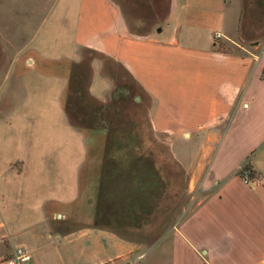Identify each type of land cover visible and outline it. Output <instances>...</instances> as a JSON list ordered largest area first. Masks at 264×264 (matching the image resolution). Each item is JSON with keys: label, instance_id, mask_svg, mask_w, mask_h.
I'll return each mask as SVG.
<instances>
[{"label": "crops", "instance_id": "0c3cea01", "mask_svg": "<svg viewBox=\"0 0 264 264\" xmlns=\"http://www.w3.org/2000/svg\"><path fill=\"white\" fill-rule=\"evenodd\" d=\"M160 20L135 32L117 0H54L23 49L27 66L13 68L38 73L34 89L56 93L54 112L81 138L64 93L106 103L128 83L152 131L196 148L186 170L206 195L174 228L166 264H264V9L257 0H165ZM222 41L240 51L219 49ZM26 146L0 140V259L38 246L43 233L64 264H111L134 250L78 206L86 153ZM55 218L76 226L56 230Z\"/></svg>", "mask_w": 264, "mask_h": 264}, {"label": "rangeland", "instance_id": "374dc122", "mask_svg": "<svg viewBox=\"0 0 264 264\" xmlns=\"http://www.w3.org/2000/svg\"><path fill=\"white\" fill-rule=\"evenodd\" d=\"M117 1L135 32L154 29L165 12V0ZM257 3L264 9V0ZM53 4L54 0H0V140L9 146L27 142L29 147H23V152L34 150L62 158L86 153L79 208L97 226L135 245L132 252L111 264H166L174 228L206 195L186 170L196 148L171 147L163 134L152 131L142 102L135 99L141 93L128 83L127 93H113L106 103L90 99L87 93H64L65 117L72 123L75 120L83 138L62 123L53 110L59 98L56 93L34 89L37 72L13 68L16 61L27 66L23 49ZM259 28L264 29V22ZM219 49L240 51L229 41L219 43ZM18 107L27 110L12 112ZM55 221L59 231L76 226L71 221ZM45 236L38 246L26 243L32 259L38 264H64ZM15 240L14 245L18 244Z\"/></svg>", "mask_w": 264, "mask_h": 264}, {"label": "built area", "instance_id": "2783aa9c", "mask_svg": "<svg viewBox=\"0 0 264 264\" xmlns=\"http://www.w3.org/2000/svg\"><path fill=\"white\" fill-rule=\"evenodd\" d=\"M220 37L221 34L219 32H214L212 35L213 39ZM241 177L245 183L253 184L255 182L254 179H250L247 176L246 172H244ZM0 264H31V254L26 248L22 246H16L13 248L10 254L0 259Z\"/></svg>", "mask_w": 264, "mask_h": 264}, {"label": "trees", "instance_id": "16d2710c", "mask_svg": "<svg viewBox=\"0 0 264 264\" xmlns=\"http://www.w3.org/2000/svg\"><path fill=\"white\" fill-rule=\"evenodd\" d=\"M264 73V71H263ZM242 171H249V167H247L246 165L242 168Z\"/></svg>", "mask_w": 264, "mask_h": 264}]
</instances>
